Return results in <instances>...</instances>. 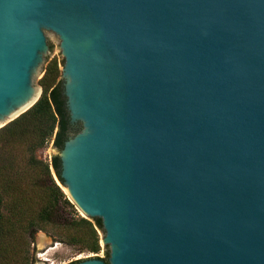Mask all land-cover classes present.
Segmentation results:
<instances>
[{"label":"water","instance_id":"obj_1","mask_svg":"<svg viewBox=\"0 0 264 264\" xmlns=\"http://www.w3.org/2000/svg\"><path fill=\"white\" fill-rule=\"evenodd\" d=\"M58 41L77 264H264V0H0V128Z\"/></svg>","mask_w":264,"mask_h":264},{"label":"trees","instance_id":"obj_2","mask_svg":"<svg viewBox=\"0 0 264 264\" xmlns=\"http://www.w3.org/2000/svg\"><path fill=\"white\" fill-rule=\"evenodd\" d=\"M61 64L57 57L49 60L38 81V101L0 128V264H31L29 247L37 231L79 253L96 255L101 250L100 220L80 216L54 179L51 168L62 182L58 155L50 160L37 155L50 144L62 150L70 132L79 131L69 122ZM107 256L94 258L107 261Z\"/></svg>","mask_w":264,"mask_h":264},{"label":"rangeland","instance_id":"obj_3","mask_svg":"<svg viewBox=\"0 0 264 264\" xmlns=\"http://www.w3.org/2000/svg\"><path fill=\"white\" fill-rule=\"evenodd\" d=\"M59 41L53 46L55 57L62 62L60 67L63 65V58L61 55V50L59 47ZM50 144L45 150L38 152V157L42 160H50L51 155L54 154V149ZM77 210V209H76ZM81 215V212L77 210ZM103 230H99L98 234L100 237L101 250L98 254H89V253H79L74 248L67 246L61 242H58L53 237L49 236L43 231H37L33 238V243L29 247V262L31 264H68L76 260H83L87 257L98 256L100 258H105L106 253L109 252L107 247H104L101 238L104 235ZM41 238H44L41 241ZM40 245H42L40 247ZM108 257V256H107Z\"/></svg>","mask_w":264,"mask_h":264},{"label":"bare ground","instance_id":"obj_4","mask_svg":"<svg viewBox=\"0 0 264 264\" xmlns=\"http://www.w3.org/2000/svg\"><path fill=\"white\" fill-rule=\"evenodd\" d=\"M65 192H66V194L69 196V193H68V191L67 190H65ZM44 238H41V241L43 240ZM42 245H40V247H41Z\"/></svg>","mask_w":264,"mask_h":264},{"label":"flooded vegetation","instance_id":"obj_5","mask_svg":"<svg viewBox=\"0 0 264 264\" xmlns=\"http://www.w3.org/2000/svg\"><path fill=\"white\" fill-rule=\"evenodd\" d=\"M78 126H74V130L77 128ZM70 134H72V132H70Z\"/></svg>","mask_w":264,"mask_h":264}]
</instances>
